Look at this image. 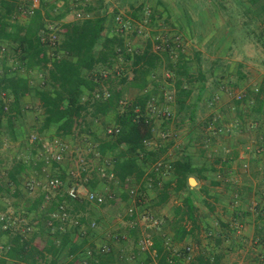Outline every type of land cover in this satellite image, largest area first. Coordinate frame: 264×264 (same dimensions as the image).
Returning a JSON list of instances; mask_svg holds the SVG:
<instances>
[{
  "label": "trees",
  "instance_id": "trees-1",
  "mask_svg": "<svg viewBox=\"0 0 264 264\" xmlns=\"http://www.w3.org/2000/svg\"><path fill=\"white\" fill-rule=\"evenodd\" d=\"M233 2L234 8L227 6L222 1L216 3L212 1L210 5L212 4L214 13L221 12L227 18L229 25H232L224 28L228 27L226 32L233 37L234 42H236L234 33L238 31L241 36L247 37L253 44L264 50V0H233ZM142 4L139 5L138 10H133L134 13H138L137 15L132 12L130 14L132 18L122 16L123 23H128L129 29L126 31L121 24L115 21L116 17L114 18L113 15L118 13L116 10H113L110 17V28H108L105 26V22L109 21V16H105L106 8L101 12L102 10H94L88 6L85 12L86 17L82 20L64 22L54 32L46 24L45 17H48V13L43 11V6L40 5L39 8L30 10L31 16L27 22L20 23L16 21V14L20 10V5L17 4L16 0H0V46L4 43L10 44L14 47V53H16L19 61L24 63L27 71L36 69L41 74L40 84L37 87H31L30 81L25 77L6 73L0 77V143L7 136L12 141L16 140V123L21 121L22 116L27 111L22 106L23 99L30 96L36 99L38 103L40 126L37 133L39 135H43L46 131H52L51 139L58 138L59 142L65 146L70 138L81 137L83 142H87V148L92 149L88 154L89 157L96 159L95 155H97L100 160L109 159L113 174L119 184H124L127 179L140 183L148 166L159 157L158 152L150 151L144 146V141L151 138L152 126L145 123V111H147V106L151 104L152 96L150 92L138 95L120 111V101H122L123 95L122 86L125 85L126 88L139 91L145 90L149 77L155 76L156 70L162 67L165 59L167 65L164 67L169 73V78L175 79L173 89L175 88L174 92L176 93L177 113H180V111L183 112L185 102L191 94V90L186 84L200 81L203 78L201 73L196 77L189 73L188 61L183 54L184 51L178 53L174 63L171 62L170 58L173 54H171L170 49L174 48L171 43L173 42L172 39L164 38V50L152 52L151 40L158 38L155 40V44L160 45L162 33H153L152 36H148L145 46L139 50L131 46L130 40L133 36H143V34H137L139 25L146 28L148 25L157 22L160 17V14L156 16V10L151 6L146 7ZM164 8L166 9L165 6ZM200 14L198 13L199 17ZM64 15V11H62V13L56 14V17L60 19ZM169 16L170 14L167 13L166 18H170ZM237 17L241 20L239 27H236L234 20ZM186 22L188 25L193 24L194 26L197 23L196 20H191V17ZM133 23L135 24L133 25ZM199 27H203L201 32L205 31L203 25H199ZM106 30L107 32H104ZM194 30L195 28L192 29V33ZM52 36L55 37L54 42L50 41ZM224 41V39L218 41V45H222ZM174 42H178V40L175 39ZM51 50L53 52H50ZM194 55H196L195 61L198 62L197 52H194ZM121 61L128 64V70H130L127 71L128 73L123 72L126 70L117 65ZM104 72H107L106 77H103ZM169 78L165 80L170 81ZM112 79H118L119 89L110 90L108 88ZM99 89H105L109 92L110 95L105 101L100 102L94 99V94ZM250 95H252V101L247 95L243 101L245 104L248 101L250 105L251 114L249 113V115L251 119L257 120L261 124L260 122L264 120V79L260 87L252 90ZM83 97H86V100H83ZM162 99L166 103L164 97L161 96ZM235 102L237 104L240 101ZM152 104L154 103L152 102ZM109 114H112L113 124L118 128L117 134L106 135L105 129L108 126L105 124L101 136L92 135L91 130H89L91 126L86 124L85 117L88 115L98 119ZM187 118L191 122L194 120L193 110L189 112ZM39 142L38 139L32 142L34 145H39L34 157L31 156L28 162L18 158V161H15L6 173L5 189L10 192L11 188L14 187V198L20 197L18 192L22 185L21 175L28 174L30 167L41 169L44 166L42 155L44 150H42ZM54 163H49L52 166L51 169L55 167L56 164ZM172 169L176 177L173 186L176 192L189 191L187 179L193 177L197 180L201 177L199 175L202 170L193 168L185 157L176 161L172 165ZM56 172L52 174L57 175L63 181L62 174H56ZM97 174V172L93 173V178L86 183V186L92 191L99 190V184L103 186L104 183L102 180L100 181ZM82 177H85L84 172ZM24 187L28 188L27 186ZM166 191L165 188L160 192L156 202L157 206L162 205L168 199ZM60 194L62 193L55 195L51 200V205L47 208L48 215L47 212L45 215L46 218L39 215L44 224L43 226L41 223L37 225L40 228L38 232L30 229L32 224H29L27 227L30 228L27 229L26 227L23 233L17 231L10 237L7 244L0 249L2 254H0V264H57L58 258L63 253H67L73 258L71 264H79L81 260L89 264H105L104 261L98 262L97 258L103 255L99 251L95 253L96 246L94 244L87 245L90 250H81L91 242L96 229L90 228L89 224L86 223L87 202L72 201L63 194L60 196ZM121 198L125 199V196ZM33 199L31 204L21 207L22 210L25 209L21 211V214L34 215L41 210L44 202L43 194L37 195ZM19 205L20 202H17L16 207ZM60 205L64 206L68 218H70L69 213H72L75 215L74 217L77 216L80 224L86 223V231L81 226L77 229L68 227L64 232L54 231L50 234L52 242L44 243L40 239V232L42 228L46 229L45 225L50 219V214ZM197 217L192 199L188 195L185 196L182 204L173 210L172 219L167 221V224L172 226L173 241L181 243L185 236L193 234L198 229ZM185 221L190 224L189 230L185 228ZM39 222L41 221L37 219V223ZM11 230V226L5 230L0 226V235L5 232L10 235ZM133 230L136 231L135 228ZM154 231L152 234L153 249L156 251L155 264L184 263L183 261L188 257L186 251L182 249L176 255L171 256V252L164 245L163 234H158L161 230ZM77 240L79 241L77 242ZM217 242L218 240H216ZM89 251L90 255L87 256L86 253ZM78 252L81 258L75 256ZM221 258L222 255L218 253L212 254L210 257L200 253L188 260L186 264H220ZM8 260H11L12 263H7ZM149 263H151L149 259H144L142 262V264Z\"/></svg>",
  "mask_w": 264,
  "mask_h": 264
},
{
  "label": "crops",
  "instance_id": "crops-1",
  "mask_svg": "<svg viewBox=\"0 0 264 264\" xmlns=\"http://www.w3.org/2000/svg\"><path fill=\"white\" fill-rule=\"evenodd\" d=\"M155 1H156L155 3L158 4V1L157 0ZM16 2L18 4V0H16ZM39 2L41 1L39 0ZM189 2L191 3L193 1H189ZM37 3L38 0L34 1L33 7H36ZM142 3L143 1L140 2V4ZM174 4L177 6L179 2H174ZM35 9H37V7ZM207 14L208 13L204 11H201L200 14L201 17L200 22L202 21V25L204 26L205 32H201L203 34L202 38L198 39L202 47L200 48L197 47L196 50L194 51L197 52V55L199 56V61L198 62L195 61L194 57L196 55H193L191 58H186L188 61L187 66L189 73L193 75V73L190 70L197 69V72L195 75H193V77H196L199 73H201L203 75V78L200 81H193L195 82V84H197L196 85L197 87H193V88L188 87L190 90L195 89L196 94L195 96L191 98L189 97L186 100L183 112L188 108H191V111L192 110L194 111V116H196V112L199 111L198 108L200 107V104L203 105L204 103L206 104L205 106L207 108V110L205 111L207 112L206 118H208L204 123L210 121V117L212 118L217 112H220L222 115L220 122L222 124H228L232 122L235 123L237 120V124L235 126L236 130L234 131L233 134L221 135V137L223 136L222 138L226 140V142H224L223 146L218 148V150L220 151L218 152V157L217 158L215 157V159L212 160L211 162L210 160H206L205 157H203V155H205L204 150L201 151L198 150L200 152L199 154H196V149L193 147L191 148L190 146V142H192L191 145L193 144V141H191V139L190 141L187 142L186 148L189 149L190 153L184 157L185 159L186 158L188 159V161L190 162L193 168H195L196 170L198 169L202 170L199 175L201 177L197 180H195L193 177H190L196 182L195 186H191V184L189 183L190 178H188L187 184L189 186V191L176 192L173 189L176 177L172 172L173 170L172 165L181 158L175 157V159L169 160L168 155L172 150L175 153L174 156L176 155L175 149L177 145L172 146L171 144H166V146H162L161 143L156 142L154 137L157 133L155 132L153 126L151 130V138L147 139L151 141V145L149 146L144 145V146L150 151H154L156 153L158 152L159 157H157V159L150 166H148L145 175L143 179L140 181V183H135L133 180L127 179L124 182V184L121 185L118 183V180L116 179L115 183L112 182L109 183H112L114 185L119 184L118 185L119 188L116 189L117 195H114L113 194L114 192L113 193L109 191L103 192L105 196L112 195L113 199L112 201H108V205L119 204V207L122 208L123 215H122V220L117 219L118 222L113 223V225L109 227L110 230H107V232H105L104 234H100L99 230L97 232L98 234H96L95 233L96 229L94 230V237L92 238L93 241L91 240L92 241L91 243H93L96 246V248L94 249L96 250L95 253L98 252V249L103 245H107L110 247L109 253H102L103 256L97 258L98 262L100 263L101 261H104L105 264H139L138 262V260L140 259L139 256L142 255L144 259L146 260L149 259L151 261V263L149 264H155L156 251L153 249V234L149 235L144 233V231L142 230V226L140 227L136 226L135 227L136 231H134L129 225V222H131L132 219L128 216L127 209L131 207H135L136 199H138V197L135 200L130 198L129 192L136 191L138 194L139 193L143 194L145 200H147L148 204L146 206L150 210V212H152L151 211L152 209L153 211L159 214L160 216L159 218L161 220L156 217L160 221V225L156 230L158 229L161 230L158 234L161 235L163 234L162 236L165 241L164 245L167 247V250L171 252V256L176 255V253L181 251L182 249L186 251L185 248L189 247L190 250L186 251V255L188 257L185 259V261H183L185 264L186 262H188V260H190L191 258L195 257L200 253H203L206 256L210 257L214 253L213 248L211 252H207V254L204 253L203 251L201 252L200 251L201 246H199V244H197L195 240L192 241L193 239H191L192 237L195 238L196 234L202 231L205 233L206 237L207 236L214 237L215 243L216 240H218L217 242L219 246L218 249H220V247H223L220 252L222 253L220 264H249V262L245 261V259L253 260L256 264H263L258 262L257 258H254L255 255H258L263 250L260 247H254L252 245V241L257 237L264 238V183H263L264 153L253 154L250 152V150L253 149V146L259 144L261 140L260 138L262 136L261 135L258 136V134L264 131V125L259 124L257 120L255 121L251 119L249 115V113L251 114V110L249 109L250 105L248 101L247 104H245V101H241L236 104L234 100L230 101L226 97V92L224 91L225 89L221 90L220 87L221 84L224 83V81H227L229 85L236 86L234 88L232 87L233 91L245 93L252 101V97H251L252 95H250L251 91L254 90L255 88L260 87V85L263 82L264 75L255 76L257 71L262 72V70L258 68L257 69L252 68V66L244 67L245 63L242 61L236 63L230 60L229 58L230 54H232L235 48L237 49L236 45L233 46V44L234 43L236 44V42L233 41L232 36L228 35L226 29L224 27H221V23L218 21L217 13H213L210 17ZM169 17L171 20V16ZM190 17L191 20L194 19L189 13H187V15L182 16V18L187 21L190 20ZM211 19H213V21L215 20L214 24L213 21H211ZM110 23H111L110 20L106 21L105 26L110 28L109 27ZM190 24H192V22H190ZM190 26L191 29L195 28L193 24ZM104 32H107V30ZM223 39L225 40L222 44L223 46L218 45V41H221ZM136 41L137 40H134V43ZM193 41L195 42V40ZM211 46H213L212 47L213 50H211ZM209 51H212V53L219 52L220 54L212 56L213 57V60H211L212 63L207 62L209 65L206 68V66H203V62L205 61L203 59L208 57L207 54L209 53ZM221 58L222 59L224 58L227 61L222 62ZM164 73H163V77H165L166 75ZM231 81H234L235 83ZM164 83L168 86L170 85L169 80H160L157 78V76L152 75L148 79V84L147 87H145V90L139 91L133 88H129V90H133L137 96L145 92H150V94H152L154 89L153 86L155 84L163 85ZM174 89L169 88L168 90L175 91ZM192 92L193 91H191L190 96L193 95ZM209 95L211 96L210 100H213L214 98H216V100H219L217 105L215 104L217 101L215 103H212V101H210L209 98L205 100L207 97H210ZM213 96L215 97L213 98ZM25 99L26 98H24L23 100ZM183 112L180 111V113H177L176 111V115L177 116L182 115ZM146 114L147 112H145V115ZM222 119H224L223 121L225 123L222 122ZM194 120L192 122L191 121L189 122L193 124L195 122ZM96 121L97 120H94L95 123ZM110 126H114L113 122L112 125ZM161 134L159 133L158 136L156 135V137L161 138ZM235 137L248 139V141L244 145L240 144L236 147H232V143ZM55 140H58V138H54L53 140L50 141V143L41 142L42 150H44L43 147L52 149L53 147L52 145ZM54 150L55 148H53V151ZM43 152L42 155L44 156ZM162 161L169 162L170 164V168H168L169 170L163 169L162 166L164 165V162ZM245 162L248 164L246 170L242 168V164ZM43 163H44V166L42 167L43 177L42 176L28 177V178L23 177L21 180V184H22L21 189L18 192L19 195L20 194L31 195L36 192L35 193L36 196L43 194V196L45 197V194H49L51 200L55 197V195L57 196L60 192L63 195H65L63 191H47L46 188L44 187L46 175L50 174L52 176H57L55 174L54 175L52 174L55 171H57L56 174H62V176L64 177L63 181H65V185H69L70 183L76 182L75 178L68 176V170L71 168L69 164H66L65 162L62 163L55 162L54 163L56 164L55 167L51 169L52 166L49 163L47 164H45V162ZM92 163H93V169L98 167L99 165H105V164H107L109 168L110 167L112 168V165L110 164L109 159L107 158H103L102 160L96 158L92 160ZM60 167L62 169H59ZM92 178H93L92 176L84 177V181L82 183L83 190H81L82 194L83 191L84 192L88 190L92 191L86 186L88 180H91ZM99 179L100 181L102 180L101 178ZM102 181L104 182L103 184L107 183L104 180ZM129 182L130 184H132L133 187L130 186ZM223 182L228 183L225 184L224 188H222L224 185ZM31 184H34L33 189L24 187V186L28 187V185ZM121 186H126V187L123 189V187ZM165 188L167 189L166 194L168 195V199L162 205L157 206L156 202L158 200V196L160 192H162ZM225 188H228L229 190ZM14 190H15L14 187L11 188L10 195L14 196ZM101 191L102 190L100 188L99 190H97V192H101ZM62 194H60V196H62ZM187 195L192 199L193 204L195 206L196 216L198 215L197 217L198 229H196L193 232V234L185 236V238L181 243H176L175 241H173V233L171 229L165 226H170L169 223L167 224V221L172 219L173 210L182 204L183 198ZM122 196H125V199H122L121 198ZM51 200L49 202L50 204L47 205H44L43 202L41 210H39V212H36L34 215L33 214L31 215L33 220L30 224L32 225L31 228L27 227V229L30 228L35 232H38L40 228H38L37 226L38 225L37 219L41 218L38 215L41 214V216L45 217L47 208L51 205ZM78 201H82L84 203L86 202L83 197H81V199ZM86 204H88L87 211L89 212L92 211L93 213L95 212V214H92V212L91 214L89 212L88 215L86 214L87 215L86 223L89 224L88 226L91 228V224L94 223L95 225L98 224V226L100 225V227L104 228L106 223L104 222V220H102L103 218H101L98 215V209H97L102 206H97L89 203ZM58 208L59 206L57 207V209H55L54 212L50 214L51 220L49 219L46 222L45 225L46 233L44 234L43 232H40L41 235L40 239L44 241V243L48 244L52 242L51 239L52 236H50V234L54 233V231L64 232V230L68 227L77 229L79 228V226H81V228L85 229L86 231V227H85L86 223L80 224L77 216L74 217L75 215H72V213L69 212L68 213L70 218H68V215L65 210H64V212L66 213L65 220L61 221L54 219L53 215L54 214L57 215L59 213ZM17 209L18 208H15L14 210ZM136 209L137 211L140 210L141 206L139 205L138 207H136ZM120 214L121 213L119 212L118 216H120ZM74 221L79 222V225L76 226L73 223ZM184 225L186 230L190 229V224L188 222L185 221ZM235 225L240 226L238 232H236V230L233 229ZM22 228L23 229H21L19 226V228L17 229H20L23 233L26 227H22ZM14 231L17 232L18 230L12 229L10 232H14ZM112 236H116L117 239L112 240L111 239ZM9 237H10L9 234L6 232L0 235V249L7 244V242L10 239ZM143 237L149 238L151 240L152 246L150 249L141 250L137 246L138 238L140 239ZM130 238L131 240H133V248L135 250V253H133V251L129 248L126 249L128 247V243H129L128 241H130L129 240ZM95 240H97V243ZM78 241L79 240H77V242ZM89 244L90 242L87 245ZM224 247L228 249H224ZM81 250L84 251L87 250V248H85L84 246L83 248H81ZM78 254L79 252L75 256L78 257ZM72 261L73 258L71 256H69L67 253H63L58 258L57 264H71ZM231 261H235V262H231ZM7 263H12V261L8 260Z\"/></svg>",
  "mask_w": 264,
  "mask_h": 264
},
{
  "label": "rangeland",
  "instance_id": "rangeland-1",
  "mask_svg": "<svg viewBox=\"0 0 264 264\" xmlns=\"http://www.w3.org/2000/svg\"><path fill=\"white\" fill-rule=\"evenodd\" d=\"M34 1H37V0H18V4L20 5V7H19L20 10H19V13L16 14V21H18L20 23L27 22L28 18L31 16L30 10H34L36 7L39 8L41 5L44 7L43 11L45 13L46 12L48 13L47 14L48 17H45L46 22H47L46 24L48 26H50L54 32L57 30L59 25L64 23V22L82 20L84 17H86L85 12H86V8L88 6H89V8H92L94 10H98V9H99V11L102 10L101 12H103L104 8H106L107 12H106V14L105 13L104 14H105V16H109L108 20H111L110 17L113 14V10H116L118 12L117 14L113 15L114 18L116 16H121V18H123L124 16L131 17L130 14L133 12V10L134 11L138 10L140 2L143 1V4L146 5V7H148V5H149L154 10H156V13H155L156 16H158L160 14V17L157 20V22H155L154 24L148 25V27L145 28V31H144L142 37H136V36L134 37L133 36L130 40V44H132L131 46L133 48L139 50L140 48L145 46V44L148 40V38H147L148 36H152L153 33L154 34L155 33H162L161 37L163 39L168 38V40L169 39L173 40V42H171V43L173 44L172 47L174 46V48L170 47L171 48L170 51L172 52L171 54H173L172 57L170 58L172 63H174L176 61V56L178 55V53L180 51H184L183 54H185L184 56L186 58H191L194 55L193 52L196 50V48L202 47L201 43L198 41V39H201L202 35H203L201 33L202 27L198 28L199 25L202 26V24L200 22L201 17L198 16V13L200 11L207 12L208 13L207 15L210 17L215 12V10L212 8V4L210 5V3H212V1L214 3L218 2V1H222L227 6H230L231 8L235 7L233 0H189V1L194 2V3L191 2L192 5L187 0H157L158 2H160L163 5H161L159 3L156 4L155 0H73V1H71V0L70 1H68V0H40L41 2H39V0H38L36 7H33ZM174 2H179V4L176 6L174 4ZM164 6L166 7L167 10L164 8ZM62 11H64L65 15L59 19L58 17H56V14L62 13ZM185 12L191 14V16L194 18L193 20H196V22H197L196 26H195V30L193 33H192V29L190 28L191 26L188 25L186 22L187 20H184L182 18V16L187 15V13H185ZM167 13L170 14L171 20H170V18H168V19L166 18ZM220 13H218V21L221 23V27L230 26L228 21H227V18L225 16H223L222 13L221 14ZM134 14L137 15L138 13H134ZM173 16H174V18H173ZM234 20L236 21V27H239V24L241 22L240 18L237 17L236 19L234 18ZM211 21H213V19H211ZM214 21H213V24L215 23ZM134 24L135 23H133V25ZM233 26H234L235 30H237L235 25H233ZM227 28L228 27H226V29ZM203 32H205V31H203ZM176 34H178V35H176ZM234 34L236 35L235 36L236 44L234 43L233 46L236 45L237 49L235 48L233 50L232 54H230V56H229L230 60L234 61L236 63L242 61L245 63L244 67L252 66V68H256V69L258 68V69L262 70V72L257 71L255 76L264 75V50H262L259 46H256L255 44H253L250 40L247 39V37L244 38L245 36H241V33L239 34L238 31H236V33H234ZM173 37H176L178 39V42H174L175 39ZM192 39L195 40V42ZM134 40H137V41L134 43ZM204 46H203V48H204ZM212 47L213 46H211V50H213ZM0 51H1V53H0V77L6 73L8 75L9 74L10 75H17V76L27 78L30 81L31 87H37L40 84V81H39L41 79L40 72L36 69L27 71V69L24 66V63L20 62L18 57L16 56V53H14V47H12L8 43H4L0 46ZM50 52H53V51L51 50ZM219 54H220L219 52L212 53V51H209V53L207 54L208 57L203 59V60H205L203 62V66H206V68H207V66L209 65L207 62L212 63L211 62V60H213L212 56L219 55ZM164 60H163L164 63L162 64V67H159L156 70L157 73L155 76H157V78L160 80L167 79L166 77H163L164 72H165L164 74L169 75V73L166 71V69L164 67L165 65H167V62ZM221 60H222V62L227 61L224 58L223 59L221 58ZM117 65L120 66V68H123L124 70H126L123 72L128 73L127 71H130V70H128L129 66H128V64H126V62L121 61ZM190 71L193 73V75H195L197 72V69H191ZM174 80H175L174 78L170 79V85L169 86L166 85L165 83L163 85H156L155 84L153 86L154 89H153V92L151 94L152 99L150 100L151 104L153 102L156 105V108L158 110L160 108H163L165 105L170 106V109H171V117L168 120L161 118L160 114L153 115L151 122L153 123L152 127L154 126L155 132L157 133V134L156 133L155 134L157 136L159 133L160 134L161 133H167L169 135L166 139H162L160 137L157 138L156 135L154 138H155L156 142L161 143L162 146H166V144H171L172 146L177 145V147L175 149L176 155L174 156L175 153L173 150L170 151V153L168 155L169 160H173V159H175V157L183 158L184 156L189 154L190 152H189V149L186 148L187 147L186 144L191 139V141H193V144L191 145L192 142H190V146H191V148L193 147L196 149V154H199V152L201 150H204L205 155H203V157H205L206 160H210V162H211L212 160L215 159V157L216 158L218 157V152H220L218 150V148L223 146L224 142H226V140H224L222 138L223 136L221 137L222 134L214 135V136H209V135L205 134V132L203 130L204 126H205L204 122H206V120L208 119V118H206L207 112H205L207 110V108L205 106L206 104H204V103H203V105L200 104V107L198 108L199 111L196 112V116H195V120H194L195 122L193 124H191V122H189V120L187 118L189 112L191 111V108L185 110L182 115H179V116L176 115V111L178 110V107H177V103L175 102V98H176L175 94L176 93L174 91H173L174 92V94H173L174 99L171 103L167 104V103L163 102V99L161 100V96L163 97V95H162L163 91L168 90L169 88L173 89ZM232 80H234V79H232ZM231 82H234V81H231ZM188 84H186L187 87H191V88L197 87L196 86L197 84H195V82H191V84H189V86H188ZM119 87H120V84L118 83V79H112V81H110V83L108 85V88L110 90H113L115 88L119 89ZM122 87H123V95H122V103L120 105V111H122L125 108V106L127 105V103L129 101H132L137 96L133 90H129V88H126L125 85H123ZM232 87L234 88L236 86L235 85L231 86L228 84L227 81H224V83L221 84L220 89L224 90V88H226V89H228V91H230V88H231V90L233 89ZM191 91H193L192 92L193 95L190 96V98L195 96V94H196L195 89H191ZM214 97L215 96H213V98ZM226 97L230 101L232 100V98L229 95H227V93H226ZM208 98L210 100L211 96L207 97L205 100H207ZM83 100H86V97H83ZM210 101H213V100H210ZM216 101L217 102L215 104L217 105L219 100H216ZM23 104H22L23 108H25L27 111L22 116L21 121L16 123V128H15L16 140L12 141V139L9 136H7V138L5 137L6 139L4 138V141L0 143V188H2L0 191V213L5 214L6 217H9L10 218L9 222H11V228L13 230H18V231H21L20 229H17V228H19V226L21 229H23L22 227L29 226L31 220L33 219L31 215L21 214V211L25 210V209L22 210L21 207L26 205V204H31V202L34 200L33 198L36 196L35 195L36 192L34 194H31V195L20 194L19 198H14L12 195H10V192L6 191V189H5L6 173H7V171H9L12 164H14L15 161H18V158L27 160V162H28V160L31 156L34 157L36 155V152L38 151L39 145H36V144L34 145L33 143L30 142V140H31L30 136L31 135L37 136L38 140H40L39 143H41V142L50 143V141L52 140L51 137L53 136L52 131H46L43 135H39L37 133L38 128L40 126V114H39L40 112L38 109L37 100L28 96L23 101ZM221 117H222L221 113L217 112L214 115V117H212V118L210 117V121L216 119V120H218L217 121L218 125H226V124H222L220 122ZM94 120H97L96 123L94 122ZM223 120L224 119H222V122L225 123ZM85 122L87 125L91 126L89 129V130H91V134L98 136L102 133V129H103L105 124H106V126L112 125V122H113L112 114H109L104 118L102 117V118H98V119H94V118L87 115L85 117ZM236 122H237V120H236ZM236 122L235 123L232 122V123H228V124L229 125H235ZM260 123H261V125H264V120H263V122L261 121ZM260 135L262 136L260 139H264V131L262 133L258 134V136H260ZM247 141H248V139H242V138L235 137V139L233 140V143H232V147H236L240 144L244 145L247 143ZM86 143L87 142H83V140H81V137L70 138L69 140H67V143H66V146H67L66 152L67 153H65L63 156V159H64L63 162H65L66 164H69V166H71L73 168H75V167L78 168L79 172L85 171L84 173H86V175L88 177H91L93 175V173L94 174L96 173V171H95L96 168L93 169V163L92 162L91 163L88 162L87 165L86 164L81 165V166L75 165L76 161H78V158L83 159L84 161H92V158L89 157L90 155H88V154H90L92 149H89L90 147L87 148ZM198 150H200V151H198ZM162 162H164V165L162 166L163 169L169 170L168 169V167L170 168L169 162H167V161H162ZM94 164H96V163H94ZM29 170H30L29 173L28 174H22L21 178H23V177H27V178L28 177H37V176L43 177L42 168L39 169L37 167H30ZM223 183H224V185L222 188H224L225 184H228L225 182H223ZM129 184H130V182H129ZM118 185L119 184L114 185L112 183L107 182L106 184H103V186H101L99 184L98 188H100L102 190L101 191L102 194H103V192L109 191L112 193L114 192L113 194L117 195L116 189L119 188ZM195 185H196V182L194 184H191V186H195ZM130 186H132V184H130ZM121 187H123V189H124L126 186H121ZM225 189L229 190L228 188H225ZM132 190H135V189H132ZM103 195H105V194H103ZM137 197H138V199L134 198V200L136 199V207H138L139 205L141 206V209L138 211L140 213L150 212V210L146 206L148 203H147V200H145L143 194H140ZM17 202H20L19 207H16ZM15 208H18V209L14 210ZM97 209H98V215L101 218H103L102 220H104V222L106 224H105L104 228L100 227V225L98 226V224H97L96 230H95L96 234H98L97 233L98 230H99L100 234H104L105 232H107V230H110L109 227L111 225H113V223L118 222L117 219L122 220L123 213H122V208L119 207V204H115V205L109 204L108 205V201H107L106 204H104L102 207L97 208ZM6 211H7V213H6ZM151 211H152L151 213H154L153 215H156V217L158 219H160L159 218L160 216L157 212L153 211L152 209H151ZM87 212H89V211H87V209H86L85 213H87ZM91 212H89V213L91 214ZM119 212L121 213L120 216H118ZM92 214H95V212L94 213L92 212ZM38 220L41 221L38 224L41 223V225L43 226V224H44L43 219L40 218ZM13 224H15V225H13ZM139 225L142 226V230L144 231V233L149 234V235H152V233L155 232L154 230H156L155 228L148 229L149 227H146L145 226L146 224L143 225L142 223H139ZM76 226H78V225H76ZM165 227L172 230V226H165ZM111 229H112V227H111ZM41 232H43L45 234L46 229L42 228ZM164 232H166V231H164ZM14 233H15V231L11 232L9 236L11 237ZM191 239H193L192 241L195 240V242L197 244H199V246H201L200 247L201 252L203 251L204 253L207 254V252H211V250L213 248V252H214L213 254H216V253L222 254L220 252H221L223 247H220V249H218V244L215 243L214 237H212V236L206 237L205 233L202 231L198 232V234H196L195 238L192 237ZM129 240L130 241H128L129 242L128 247L126 249L129 248L133 251V253H135V250L133 248V240H131V238ZM95 241L97 243V240H95ZM91 242H90V244H93ZM85 248L90 249V247H88L87 244L85 245ZM206 248L208 249V251ZM224 249H228V248L224 247ZM78 256L81 258V255L78 254ZM139 258L140 259L138 260V262H139V264H141L144 260V257L142 255H140ZM254 258H257L256 255L254 256ZM245 261L249 262V264L250 263L256 264L253 260H250V259H245ZM245 261H244V263H245ZM134 262H135V260H134ZM231 262H235V261H231ZM228 263H229V261H228ZM182 264H185V263H182Z\"/></svg>",
  "mask_w": 264,
  "mask_h": 264
},
{
  "label": "built area",
  "instance_id": "built-area-1",
  "mask_svg": "<svg viewBox=\"0 0 264 264\" xmlns=\"http://www.w3.org/2000/svg\"><path fill=\"white\" fill-rule=\"evenodd\" d=\"M115 21L118 24H121L123 29L126 31L129 29L128 27V23H123V20L121 18V16H116ZM138 35L143 34L145 27L139 25L138 28ZM55 37L52 36V38L50 39L51 42H54ZM155 39L151 40V49L152 52H158V51H162L164 50V46L165 42H163V38L161 40L160 45L155 44ZM176 40H178L177 38H175ZM107 72L103 73V77H106ZM166 78H169V75L166 74L165 75ZM225 92L227 93V95H229L232 100L234 101H243L245 99L246 94L243 92H236L230 89V91H228V89L224 88ZM256 91V90H255ZM173 90H165L163 91L162 95L164 97V100L166 101L167 104L171 103L173 101ZM109 92H107L105 89H99L96 90L95 94H94V99L97 101H105L108 97H109ZM216 102V98L213 99L212 103ZM120 103H122V101H120ZM147 114L145 115V123L146 124H150L152 125L151 119L153 117V115H161V118H164L166 120L170 119L171 117V110L170 107L168 105H165L163 108H160L159 110L156 108V105L154 104H149L147 106ZM237 124V122H236ZM235 125H218L217 124V120L214 119L212 121H208L207 124L204 126V132L205 134L209 135V136H214V135H220V134H233L234 131L236 130ZM118 132V128L115 126H108L105 129V134L112 136L117 134ZM169 135L167 133H163L161 134V138L162 139H166ZM30 142H34L35 140H37V136L35 135H31L30 136ZM144 145L145 146H149L151 145V141L150 140H145L144 141ZM52 149H49L47 147H43L44 149V162L45 164L50 163V162H56V163H62L63 162V156L65 153H67V146L63 145L62 143H60L58 140H55L53 142L52 145ZM53 148H55V150L53 151ZM251 153L253 154H260V153H264V139H261L259 144L253 146V149L250 150ZM46 154V155H45ZM95 155V154H94ZM97 158L98 156L95 155ZM93 160V159H92ZM88 162H92V161H84L83 159H79L78 161H76L75 165L76 166H81V165H87ZM159 166V165H157ZM168 167V166H167ZM248 167V164L245 162L242 164V168L244 170H246ZM169 168V167H168ZM81 171V170H80ZM85 172V171H84ZM96 172L98 173L99 177L106 181V182H112L115 183L116 179L115 176L113 174L112 168L109 166H107V164L105 165H99L98 167H96ZM82 172H79L78 168H70L68 170V176L75 178L76 182L75 183H70L69 185H65V181H62L61 179H59L57 176H52L50 174L46 175V180H45V185L44 187L46 188L47 191H63L65 196L67 198H69L72 201H78L81 199V197L84 198V200L89 203V204H94L97 206H103L104 204H106L107 201H112L113 197L112 195H108L105 196L103 195L101 192H97V191H83V194L81 192V190H83L82 187V183L84 181V178H82ZM85 176L86 173H85ZM83 180V181H82ZM34 184L28 185V188L33 189ZM140 195L138 194L136 191H130L129 192V197L134 199L137 198V196ZM50 195L49 194H45L44 197V205L50 204ZM59 213L57 215H53L54 219L57 220H65L66 219V213L64 212V207L63 206H59ZM127 214L128 216L132 219L131 222H129L130 227L133 229L136 226H140L139 223H142L143 225L146 224L145 226L149 227V228H155L157 229L158 226L160 225V221L156 218L155 215H153V213L151 212H143L140 213L139 211H137L136 206L135 207H131L127 209ZM9 217H6L5 214H1L0 213V226L3 230L9 228L11 226V222H9ZM75 225H78L77 221L73 222ZM91 228H96V225L94 223L91 224ZM234 230H236V232L239 231L240 226L235 225ZM112 240H116V236H112L111 237ZM252 245L254 247H260L262 248V252H260L258 255H256L258 262L263 263L264 264V238H260L257 237L252 241ZM137 246L142 250V249H150L152 246L151 240L149 238L143 237V238H138L137 241ZM252 246V247H253ZM253 247V248H254ZM186 251H189L190 248L187 247L185 248ZM101 254L102 253H109L110 252V247L107 245H103L99 248L98 250ZM87 256L90 255V251L86 253ZM79 264H89L88 262H84V261H80Z\"/></svg>",
  "mask_w": 264,
  "mask_h": 264
},
{
  "label": "water",
  "instance_id": "water-1",
  "mask_svg": "<svg viewBox=\"0 0 264 264\" xmlns=\"http://www.w3.org/2000/svg\"><path fill=\"white\" fill-rule=\"evenodd\" d=\"M189 183H190V184H194L195 181H194L192 178H190V179H189Z\"/></svg>",
  "mask_w": 264,
  "mask_h": 264
}]
</instances>
